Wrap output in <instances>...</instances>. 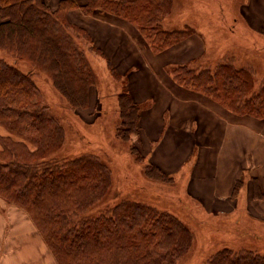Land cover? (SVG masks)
<instances>
[{
    "label": "trees",
    "instance_id": "16d2710c",
    "mask_svg": "<svg viewBox=\"0 0 264 264\" xmlns=\"http://www.w3.org/2000/svg\"><path fill=\"white\" fill-rule=\"evenodd\" d=\"M173 2L87 0L80 5L61 0L53 11L46 0H0V51L11 58L0 57V196L31 217L56 264H175L193 243L190 229L178 217L124 197L96 216H85L108 198L111 169L96 154L54 156L65 142V129L43 105L34 79L38 72L47 74L67 107H89L97 74L88 53L104 54L84 28L70 22L68 13L80 9L86 15L102 12L125 20L159 54L194 32L164 28ZM20 61L31 66L28 73L17 67ZM199 63L173 67L177 84L235 115L264 119V83L256 85L251 67L226 57L215 66ZM108 67L120 77L109 61ZM118 94L116 136L126 142L136 136L139 142L141 106L125 86ZM132 152L137 160L144 159L139 146L133 144ZM145 173L150 180L173 181L152 163ZM253 181V197L264 200V190ZM206 264H264V256L223 249Z\"/></svg>",
    "mask_w": 264,
    "mask_h": 264
},
{
    "label": "rangeland",
    "instance_id": "374dc122",
    "mask_svg": "<svg viewBox=\"0 0 264 264\" xmlns=\"http://www.w3.org/2000/svg\"><path fill=\"white\" fill-rule=\"evenodd\" d=\"M60 1L46 0L53 11L57 9ZM173 1L172 13L162 21L164 28L174 30L189 27L194 30L189 37L197 33L204 36H201L205 45L204 53L190 64L198 65L203 62L215 66L224 57L230 58L239 66L253 69L257 86L264 83V0ZM0 57L11 59L4 51H0ZM88 57L97 74V80L91 88L90 106L87 108L67 107L65 99L55 89L47 74L38 72L34 75L44 96L43 105L49 107L50 113L65 129V142L54 156L67 158L85 153L96 154L111 169L113 182L107 194L108 198L88 210L85 216H96L106 205L112 206L123 197L175 215L190 229L193 236L191 247L175 264H206L207 259L223 249H249L264 256V220L256 218L253 211L251 213L248 210H238L218 215L207 213L196 200L184 192L178 178L170 175L173 181L162 183L147 177L145 168L150 159L144 157L143 160H137L132 152L133 144L139 146L138 138L132 136L131 141L126 142L116 136L119 125L118 93L123 91L124 86L129 91L128 78L121 74L118 78L114 77L108 63L103 60L105 56L89 52ZM17 67L27 73L31 69L28 63L22 61ZM173 67L175 66L164 68L161 74L177 84L172 75ZM149 105L150 102H147L140 106L143 109ZM0 199L8 206L13 205L1 196ZM6 214L5 210V259L22 264L23 259H19V256H24V252L28 259H37L31 225L25 223L22 226L23 233L16 244L12 239L19 229H13L16 223L9 222Z\"/></svg>",
    "mask_w": 264,
    "mask_h": 264
},
{
    "label": "crops",
    "instance_id": "0c3cea01",
    "mask_svg": "<svg viewBox=\"0 0 264 264\" xmlns=\"http://www.w3.org/2000/svg\"><path fill=\"white\" fill-rule=\"evenodd\" d=\"M74 1L80 5L86 3V0ZM68 19L87 30L103 52V60L128 78L135 102L140 105L150 102L142 109L140 119L138 143L144 157L165 174L178 178L184 192L207 213L248 210L264 220V200L253 197L252 187L253 179H257L264 190V120L237 116L161 74L164 68L186 65L201 58L205 50L204 36L194 34L154 54L138 30L125 20L102 12L86 15L80 9L68 13ZM91 94L92 90L90 99ZM5 210L9 222L16 223L13 229H19L12 239L16 244L22 236V226L31 225L38 257L28 259L24 252V256H19L22 264H56L31 217L2 199L0 264H15L14 260L5 259Z\"/></svg>",
    "mask_w": 264,
    "mask_h": 264
}]
</instances>
